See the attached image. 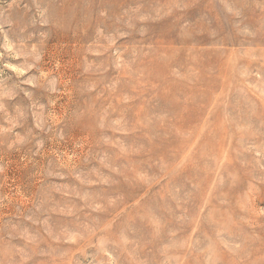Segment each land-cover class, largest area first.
Masks as SVG:
<instances>
[{
	"label": "rangeland",
	"instance_id": "374dc122",
	"mask_svg": "<svg viewBox=\"0 0 264 264\" xmlns=\"http://www.w3.org/2000/svg\"><path fill=\"white\" fill-rule=\"evenodd\" d=\"M0 264H264V0H0Z\"/></svg>",
	"mask_w": 264,
	"mask_h": 264
}]
</instances>
